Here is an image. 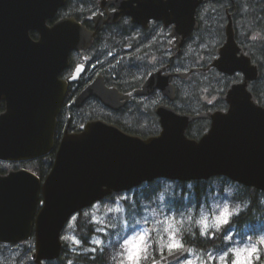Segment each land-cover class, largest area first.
<instances>
[{
	"label": "water",
	"instance_id": "obj_1",
	"mask_svg": "<svg viewBox=\"0 0 264 264\" xmlns=\"http://www.w3.org/2000/svg\"><path fill=\"white\" fill-rule=\"evenodd\" d=\"M206 1L146 0L141 6L166 24L173 21H167L168 16L183 19L191 31L196 10ZM64 3L0 0V99L7 104L0 115V162H28L55 150L56 118L67 90L58 76L68 65L70 51L86 45L84 29L74 19L46 26ZM31 31L40 33L39 42L31 38ZM225 33L226 41L211 65L228 76L243 77L231 83L223 96L226 111L193 115L159 105L155 112L161 131L147 138L103 121L89 122L81 132L65 133L43 182L25 168L0 173V244H17L34 234L31 259L36 264L56 260L62 253V232L76 213L113 193L157 179L190 182L224 176L264 192V105L249 89L260 78L259 65L238 44L229 12ZM74 81L75 76L70 79ZM156 89L175 99L169 76L152 73L142 93ZM109 94L98 96L117 109V99ZM92 95L86 89L76 105ZM200 119L210 121V128L199 139L188 137L190 124ZM189 248L164 255L154 264L179 261Z\"/></svg>",
	"mask_w": 264,
	"mask_h": 264
},
{
	"label": "flooded vegetation",
	"instance_id": "obj_2",
	"mask_svg": "<svg viewBox=\"0 0 264 264\" xmlns=\"http://www.w3.org/2000/svg\"><path fill=\"white\" fill-rule=\"evenodd\" d=\"M145 1L65 0L53 18L46 21V26L52 28L62 20L74 19L86 34L85 47L70 51L68 65L58 76L60 82L66 84L67 90L56 118L53 137L55 149L59 147L65 133L81 132L92 121L115 125L125 132L148 133L152 131V112L157 116L155 110L159 105H167L179 113H185L190 103H199L196 96L194 101L190 96L195 89L189 87L190 81L197 84L203 81L201 77L206 78L212 73L231 79L241 76L239 80L230 82L222 90L223 94L219 92L216 100L210 99L212 103L207 105L214 107L218 99L224 101L223 96L231 83L242 80V74L228 76L211 65L218 56V48L226 41L228 12L231 14L228 7L224 12H219L218 0H207L197 8L196 26L188 31L189 24L183 19L175 20L168 16L166 20L173 21L166 24L163 20L150 17L141 6ZM232 18L235 25L233 15ZM206 33L213 44L207 43ZM30 36L38 42L41 39L38 31H31ZM245 53L249 55L246 50ZM189 72L192 73L188 78L182 77ZM152 73L170 77V83L175 88L173 101L160 89L142 93ZM74 76L76 81L70 82ZM253 83L249 84V88ZM86 89H91L95 95L88 97L81 105H76L78 97ZM104 93H110L113 99H117V109L110 108L99 98ZM6 109V101L1 98L0 115ZM21 244L1 245L19 249ZM90 259H95V256L89 253H62L60 258L43 264H69V260L73 264H88L84 261ZM15 264H21L20 258Z\"/></svg>",
	"mask_w": 264,
	"mask_h": 264
},
{
	"label": "trees",
	"instance_id": "obj_3",
	"mask_svg": "<svg viewBox=\"0 0 264 264\" xmlns=\"http://www.w3.org/2000/svg\"><path fill=\"white\" fill-rule=\"evenodd\" d=\"M217 3L219 4V12H224V9L227 7L230 9L231 14L235 18L237 41L244 47L248 54L253 57L254 61L259 64L261 76L258 81L252 84L251 90L255 94L257 102L259 104H264V62L258 56L261 55L264 59V0H218ZM220 77H222L224 81L216 82L219 85L221 84L225 89L234 79L239 80L241 78L240 75L232 79L223 76ZM211 86L214 87V84L212 83ZM197 89L198 88L195 90ZM198 94L199 90L197 91V95ZM220 94H223V91ZM193 95L197 96L196 92H193ZM194 102L195 103H190L189 106L185 108V113L196 114L206 110H225L227 108L226 103L221 98L215 102L214 107L203 103L199 104L198 101ZM209 127L210 122L208 120H196L189 126L187 136L199 139L207 132ZM127 132L145 138L156 135L160 132L158 117L152 112V131L148 133L135 131ZM55 154L56 150L39 159L18 164L16 167H24L34 172L41 180H44L53 166ZM5 166L6 164L0 163V172L2 174L8 171ZM143 185V190L140 192L138 191L135 195L134 202L130 203L125 201L127 208H131V211L136 214H141L144 204L153 203L159 193H166L168 208L176 211L177 215L182 216L184 219L180 226L179 235L186 245L189 244L202 251L212 249L222 250L229 245V242H226V237L229 235H234L233 238H243L251 234L254 238L264 233V192L253 187H246L242 184H238L224 176H216L208 180L190 182L158 179L150 183H144ZM215 185H218V188H215ZM216 190L220 195L226 198L231 205H238L241 209L239 213L230 218L227 224L221 226L220 229L216 231L213 239L210 235L202 234L200 228L189 216L198 213V209L203 202L214 195ZM119 195L120 193H113L104 200H112ZM40 199H42V197H40ZM82 213L83 211L81 214ZM76 225L78 226V234L83 241H88L96 227L87 216L79 217L76 220ZM154 247V245H150V252L155 255V257H159L160 254L155 251ZM66 252L67 250L63 247L62 253ZM110 253L111 248L105 247L98 253H89L95 256V259L85 260L84 262L88 264H109L106 257ZM102 256H104L105 259ZM263 260L264 255L263 258L261 257L256 263L262 264Z\"/></svg>",
	"mask_w": 264,
	"mask_h": 264
},
{
	"label": "rangeland",
	"instance_id": "obj_4",
	"mask_svg": "<svg viewBox=\"0 0 264 264\" xmlns=\"http://www.w3.org/2000/svg\"><path fill=\"white\" fill-rule=\"evenodd\" d=\"M206 9V8H205ZM242 17V16H241ZM258 32V31H257ZM208 33V32H207ZM206 33L207 43H211L210 35ZM209 49L205 48L204 50ZM211 49V48H210ZM260 52V51H259ZM259 58L264 62V59L261 55H258ZM203 81H199L197 84L189 82V87L198 88L193 90L196 92L199 90V94L196 96L199 100V103L202 101L203 104L212 103L210 99H217L218 92H222L225 88L219 85L217 82L224 81V79L218 76L215 73L207 75L206 78H203ZM217 81V82H216ZM214 84V87L211 84ZM198 85V87H196ZM224 88V89H223ZM220 90V91H219ZM216 91V92H215ZM193 101L196 98L193 93ZM6 164V168L9 170L19 169L16 167L18 164L13 163H2ZM144 185H141L130 191H125L120 193L119 196L115 197L112 200H102L95 203L93 206L84 209L83 213L78 212L75 217L76 219L72 220L66 225L64 231L62 232V242L64 244L66 253L63 254H73V253H98L105 247L111 248V253L106 257L109 264H128L126 256V249L123 247L126 240H130L134 237H139L143 233H147L146 243L148 247V259L142 260L141 264H152L155 260L160 257L170 254L167 248L161 246V241L168 242L169 233L173 229H178L176 232V237L183 243L184 248L186 245L182 238L180 237V226L183 222V217L177 215L176 211L170 210L167 204L166 193H159V195L154 199L152 203H146L143 205L142 213H134L131 211V208H127L125 201L134 202V197L137 192L143 190ZM215 188H218V185H215ZM228 207L230 211L235 210V214L240 212L241 207L238 205H231L229 201L218 193L216 190L214 195L210 196L207 201H204L203 204L198 209V213L190 215L189 218L193 219L196 225L200 228L202 234V225L198 223L199 221L206 220L207 223L211 224L214 218L221 214L223 209ZM193 213V211H192ZM191 213V214H192ZM234 214V215H235ZM82 215V216H81ZM89 217L91 221L96 225L94 232L89 237L88 241H83L79 236L78 226L76 225V220L79 217ZM233 216V215H232ZM231 216V217H232ZM230 217V218H231ZM171 221L173 224V229L168 228V222ZM223 226V225H222ZM217 229L209 228L207 234L214 239V234ZM249 233V232H248ZM234 236V235H233ZM229 235L226 238V242H229L222 250H207L202 251L196 247L189 246L190 249L185 257L176 261L172 264H186L187 261H193V264H199V261H203L204 264H220L219 257L228 253L225 258V264H234L236 257L231 254L233 249H243L245 247H251L253 244H257L259 247L258 258L252 259V264H257L256 262L263 258L264 255V245H259V237L264 236V233L252 237L251 234L246 237L233 238ZM64 237H74L79 243H74L72 239H64ZM230 238V239H229ZM95 241H101L100 244L95 243ZM150 245H154L155 251L160 254L159 257H155L150 252ZM35 250L34 239H30L22 243L19 249H14L10 245H1L0 244V264H15V261L20 258L21 264H35L31 260V254ZM211 256L213 259H209ZM104 258V256H102ZM66 256H64V259ZM199 258V260L197 259ZM105 259V258H104ZM72 260H69V264H73ZM264 264V260L263 263Z\"/></svg>",
	"mask_w": 264,
	"mask_h": 264
},
{
	"label": "snow or ice",
	"instance_id": "obj_5",
	"mask_svg": "<svg viewBox=\"0 0 264 264\" xmlns=\"http://www.w3.org/2000/svg\"><path fill=\"white\" fill-rule=\"evenodd\" d=\"M222 56L225 61L228 59L227 52L222 53ZM235 214V210L230 211L228 207H225L220 215L216 216L211 224L207 223L206 220L199 221L202 225V230L204 234H207V230L209 228H215L217 230L220 229L222 225H225L229 222L230 217ZM76 218L73 217V220ZM169 229H173V224L171 221L168 222V228L165 229V231H168ZM178 229H173L169 233V240L168 242L161 241V246L163 248H167L169 253H172L174 251H181L184 249L183 243L176 237V232ZM228 238V237H226ZM64 239H72L74 243H79V241H76L74 237H64ZM147 239V233L141 234L139 237H134L130 240H126L123 247L126 249V259L128 264H141L142 260H147L149 253H148V245L146 243ZM230 239V238H229ZM95 243L100 244L101 241H95ZM259 245H264V236L259 237L258 241ZM258 252L259 247L257 244H253L251 247H245L243 249H233L231 250V254L236 257L234 264H252L253 258H258ZM228 255V253H225V255H222L219 257L220 264H225V258ZM199 260V258H197ZM209 259H213L211 256H209ZM154 264V262H153ZM186 264H193V261L189 260L186 262ZM199 264H204L203 261H199Z\"/></svg>",
	"mask_w": 264,
	"mask_h": 264
}]
</instances>
